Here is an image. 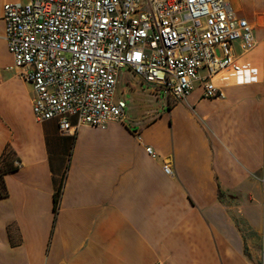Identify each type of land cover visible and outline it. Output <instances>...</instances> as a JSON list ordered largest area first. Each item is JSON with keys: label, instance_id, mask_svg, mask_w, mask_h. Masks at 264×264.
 Masks as SVG:
<instances>
[{"label": "crops", "instance_id": "0c3cea01", "mask_svg": "<svg viewBox=\"0 0 264 264\" xmlns=\"http://www.w3.org/2000/svg\"><path fill=\"white\" fill-rule=\"evenodd\" d=\"M23 2L0 0V174L20 162L0 178V264H264V0H230L254 27L258 82L220 76L222 97L197 84L64 136L11 68L3 6Z\"/></svg>", "mask_w": 264, "mask_h": 264}, {"label": "built area", "instance_id": "2783aa9c", "mask_svg": "<svg viewBox=\"0 0 264 264\" xmlns=\"http://www.w3.org/2000/svg\"><path fill=\"white\" fill-rule=\"evenodd\" d=\"M2 19L11 68L32 89L34 119L55 120L63 136L126 120L116 97L121 70L174 101L197 84L203 98L222 97L220 76L259 81L261 68L248 58L254 27L230 0H27L5 4ZM11 164L20 166L15 157ZM163 170L171 174L167 160Z\"/></svg>", "mask_w": 264, "mask_h": 264}, {"label": "rangeland", "instance_id": "374dc122", "mask_svg": "<svg viewBox=\"0 0 264 264\" xmlns=\"http://www.w3.org/2000/svg\"><path fill=\"white\" fill-rule=\"evenodd\" d=\"M235 1L239 4V0ZM26 3L27 0H24L23 4ZM129 86H131L132 88L131 91L129 89ZM149 92L150 86L146 84H138L134 76L130 75L125 70H121L119 72V85L117 87L116 97L125 102V112L128 118L141 116L145 113V111L153 108L157 104V102L162 100L165 101V98H162L161 95L156 96L158 94ZM155 98H157V100Z\"/></svg>", "mask_w": 264, "mask_h": 264}, {"label": "trees", "instance_id": "16d2710c", "mask_svg": "<svg viewBox=\"0 0 264 264\" xmlns=\"http://www.w3.org/2000/svg\"><path fill=\"white\" fill-rule=\"evenodd\" d=\"M13 170H15L14 168H12V167H10V166H7V167H4L3 169L1 168V174H0V178H1V176H2V174L4 173V172H6V171H13ZM1 181H0V189H1ZM59 193H60V191L56 194V198H55V205L57 204V202H58V199H59Z\"/></svg>", "mask_w": 264, "mask_h": 264}, {"label": "snow or ice", "instance_id": "6c2138e0", "mask_svg": "<svg viewBox=\"0 0 264 264\" xmlns=\"http://www.w3.org/2000/svg\"><path fill=\"white\" fill-rule=\"evenodd\" d=\"M137 58H139V57H137Z\"/></svg>", "mask_w": 264, "mask_h": 264}]
</instances>
